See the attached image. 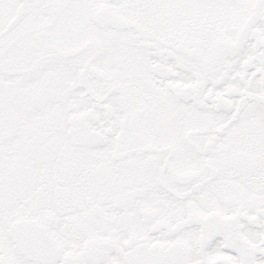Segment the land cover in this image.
<instances>
[{"label": "flooded vegetation", "instance_id": "flooded-vegetation-1", "mask_svg": "<svg viewBox=\"0 0 264 264\" xmlns=\"http://www.w3.org/2000/svg\"><path fill=\"white\" fill-rule=\"evenodd\" d=\"M28 1L0 264H264V0Z\"/></svg>", "mask_w": 264, "mask_h": 264}, {"label": "rangeland", "instance_id": "rangeland-1", "mask_svg": "<svg viewBox=\"0 0 264 264\" xmlns=\"http://www.w3.org/2000/svg\"><path fill=\"white\" fill-rule=\"evenodd\" d=\"M14 0H0V18H3V16L7 15L8 12L6 14H4L5 9L9 6V4L11 5L13 3ZM84 2V3H83ZM91 2V0H74L73 4H89ZM15 3V2H14ZM94 3V1H93ZM8 16H10V14H8ZM3 28V27H1ZM5 28V26H4ZM0 33L2 32L3 29H0ZM0 49H1V45L3 46V61H2V66L4 70H10L13 67H18V68H23V67H27V65H29V62H31V64L35 61H32L33 59H37V56H34L33 59H29V56L31 54V47H30V40L29 38H25L22 39L21 41H19L18 43L15 42L14 44H10V42L0 39ZM19 52V53H18ZM6 55V56H5ZM17 56V57H16ZM18 58V59H17ZM29 67V66H28ZM51 67V66H49Z\"/></svg>", "mask_w": 264, "mask_h": 264}, {"label": "water", "instance_id": "water-1", "mask_svg": "<svg viewBox=\"0 0 264 264\" xmlns=\"http://www.w3.org/2000/svg\"><path fill=\"white\" fill-rule=\"evenodd\" d=\"M28 0H23V4L20 6V9L18 11V15L17 17L11 21L9 29H11L26 13H27V5H28ZM100 17L98 16V21L101 22V20H99ZM114 23H117V18L114 20Z\"/></svg>", "mask_w": 264, "mask_h": 264}, {"label": "bare ground", "instance_id": "bare-ground-1", "mask_svg": "<svg viewBox=\"0 0 264 264\" xmlns=\"http://www.w3.org/2000/svg\"><path fill=\"white\" fill-rule=\"evenodd\" d=\"M22 19V18H21Z\"/></svg>", "mask_w": 264, "mask_h": 264}]
</instances>
